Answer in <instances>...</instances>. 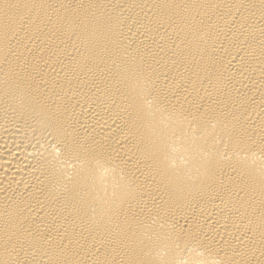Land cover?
Wrapping results in <instances>:
<instances>
[{"label": "bare ground", "instance_id": "1", "mask_svg": "<svg viewBox=\"0 0 264 264\" xmlns=\"http://www.w3.org/2000/svg\"><path fill=\"white\" fill-rule=\"evenodd\" d=\"M0 264H264V0H0Z\"/></svg>", "mask_w": 264, "mask_h": 264}]
</instances>
